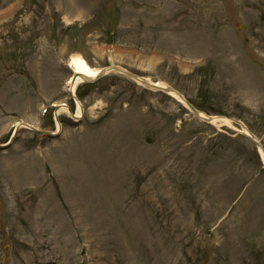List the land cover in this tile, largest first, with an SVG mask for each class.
<instances>
[{
    "label": "rangeland",
    "instance_id": "obj_1",
    "mask_svg": "<svg viewBox=\"0 0 264 264\" xmlns=\"http://www.w3.org/2000/svg\"><path fill=\"white\" fill-rule=\"evenodd\" d=\"M73 55L264 146V0H0V264H264L241 126L121 73L74 97Z\"/></svg>",
    "mask_w": 264,
    "mask_h": 264
},
{
    "label": "bare ground",
    "instance_id": "obj_2",
    "mask_svg": "<svg viewBox=\"0 0 264 264\" xmlns=\"http://www.w3.org/2000/svg\"><path fill=\"white\" fill-rule=\"evenodd\" d=\"M26 5V4H25ZM71 65L73 66V70L76 73V76L74 77V80L72 82V80L70 79L69 81V87H70V91L72 92V94L75 93V90L77 88V86L82 83V81L88 78L93 79L98 75L99 69H92L87 62L81 58L79 55H73L71 58ZM161 85V84H158ZM171 97H173L176 101L178 102H184V100L177 95L175 92H173L172 94H170ZM57 115H60L64 112H68V108L63 107L61 105V107H59L58 110L55 111ZM82 116V111H81V107L79 105L78 110L75 114V117H81ZM217 124H227L230 125L231 122L226 119V118H217L214 120V125Z\"/></svg>",
    "mask_w": 264,
    "mask_h": 264
},
{
    "label": "water",
    "instance_id": "obj_3",
    "mask_svg": "<svg viewBox=\"0 0 264 264\" xmlns=\"http://www.w3.org/2000/svg\"><path fill=\"white\" fill-rule=\"evenodd\" d=\"M108 71H117V72H121L125 75H127L128 77L130 78H133V79H137V80H140L142 83L144 84H147L157 90H161V91H164V92H167V93H170L172 92V88H164V87H160V86H157L155 84H152L150 83L147 79L143 78V77H139L137 76L136 74H133L131 72H128L118 66H112L110 68H107V69H104L102 70L96 77V79H99L103 76L106 75V73ZM94 79H86L85 78V81L86 82H92ZM187 105L189 106V108L191 109V111L193 112V114L197 117H202L201 113L199 110H197L192 104H190L189 102H186ZM203 119L208 122V123H212L214 121V118L213 117H203ZM232 121L236 122L237 124H239L244 130H247V128L238 120L236 119H231ZM250 137L252 138V140L255 142L256 146L262 151L263 155H264V149L262 148V145L258 142V140L256 139V137L250 133Z\"/></svg>",
    "mask_w": 264,
    "mask_h": 264
}]
</instances>
